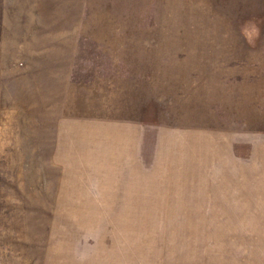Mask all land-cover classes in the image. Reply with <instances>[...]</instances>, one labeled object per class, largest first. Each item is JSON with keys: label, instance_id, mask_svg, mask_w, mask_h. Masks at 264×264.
Segmentation results:
<instances>
[{"label": "rangeland", "instance_id": "obj_1", "mask_svg": "<svg viewBox=\"0 0 264 264\" xmlns=\"http://www.w3.org/2000/svg\"><path fill=\"white\" fill-rule=\"evenodd\" d=\"M0 264H264V0H0Z\"/></svg>", "mask_w": 264, "mask_h": 264}]
</instances>
